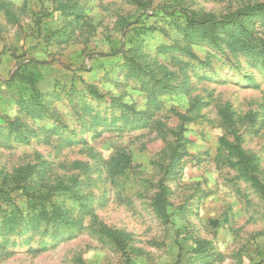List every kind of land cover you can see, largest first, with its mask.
I'll use <instances>...</instances> for the list:
<instances>
[{
  "label": "rangeland",
  "instance_id": "obj_1",
  "mask_svg": "<svg viewBox=\"0 0 264 264\" xmlns=\"http://www.w3.org/2000/svg\"><path fill=\"white\" fill-rule=\"evenodd\" d=\"M256 3L264 0H0V223L27 213L22 186L75 220L0 232V264H264V196L224 144L252 158L248 170L264 185V56L245 49L264 42V16L242 26L233 17ZM187 16L233 22L191 39ZM27 70L40 75L37 112L17 103ZM110 100L146 121L126 124L132 114L121 118ZM16 117L27 140L10 133ZM118 154L129 163L111 178ZM27 166L36 171L16 188ZM159 180L170 189L167 220L150 206ZM59 182L72 190H55ZM107 229L124 233V248ZM203 249L210 261L197 257Z\"/></svg>",
  "mask_w": 264,
  "mask_h": 264
},
{
  "label": "trees",
  "instance_id": "obj_2",
  "mask_svg": "<svg viewBox=\"0 0 264 264\" xmlns=\"http://www.w3.org/2000/svg\"><path fill=\"white\" fill-rule=\"evenodd\" d=\"M264 16V3H256L251 6L244 7L239 12H237L235 16L239 17L238 21H234L238 23L239 26H242V21L247 18H251L253 16ZM230 18H226L222 22H210L208 23L209 19H200L196 18L195 16H187L186 17V24L185 30L190 36L191 39H197V37L204 35L206 33H216V28L227 27V25L232 24L233 21H229ZM166 49V47H164ZM247 52L252 53L254 55L264 56V42H259V44L251 43L248 47L245 48ZM186 56L194 57L193 54L187 50H182ZM128 68L131 71L136 70V68H140L138 65L135 64L133 59L128 60ZM135 65V66H134ZM19 82L17 85L20 97L18 98V106L21 107V111L25 110L27 113L30 112H37L42 109L43 103V94L38 89V82L40 80V75L37 72H32L27 70L26 72H20L18 74ZM164 89H167L164 87ZM166 92V90H164ZM89 94L92 95L93 99L101 98L100 94L90 88ZM47 95V94H46ZM110 103L118 104L122 108L121 110V118L128 119L127 113L132 114V119L129 120L126 124H137L146 121L147 113L143 111H137L132 106H129L125 103H120L118 100H110ZM94 120L102 122L101 118L98 116L93 117ZM117 118H114V122ZM105 122V121H104ZM23 124L20 122L18 117L9 120L8 128L10 130L11 135H17L21 137L23 140H27V132L23 128ZM224 144L228 150H230L238 159L240 163L239 172L242 176L254 183L256 188L262 193L264 196V185L257 179V177L248 170V167H252V158L246 156L244 151L239 147L238 144H232L227 141H224ZM128 157L125 154H118L116 157L112 158L108 162L107 166V176L113 178L115 175L120 174L127 166H128ZM36 171L35 168L32 166H27L26 168H20L17 170L16 174V188L21 187L20 181L25 180L30 174V172ZM28 196V211L26 214L24 212L15 210L13 213V223L10 222V217L5 215L2 218V222L0 223V232L1 233H10L14 231L12 229L13 225L20 228V232L22 229L26 227V229H32L31 221H34L35 218L40 220L44 223V230L49 228H67V227H74L75 220H73L67 213L66 210L62 209L60 205L50 203V200L43 196L40 193L33 191H29L25 186H22ZM55 190H59L62 192H69L72 190V187L67 184H63L59 182L55 186ZM6 190L3 187H0V196L6 199L8 195ZM170 194V189L162 180H159L157 184V191L151 198L150 206L154 213L161 218L162 220L168 219V195ZM9 201V200H8ZM24 231V230H23ZM107 235L120 247L124 248L126 245V241L124 240V233L120 230H106ZM0 244V250L3 249ZM2 251V250H1ZM197 257L203 258L205 261L211 260V254L207 253L206 249L200 250L197 253Z\"/></svg>",
  "mask_w": 264,
  "mask_h": 264
}]
</instances>
